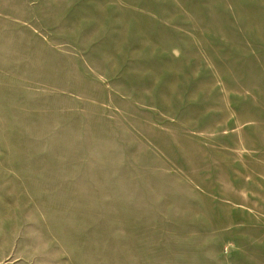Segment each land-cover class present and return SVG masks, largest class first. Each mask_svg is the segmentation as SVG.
I'll return each mask as SVG.
<instances>
[{
    "label": "rangeland",
    "instance_id": "obj_1",
    "mask_svg": "<svg viewBox=\"0 0 264 264\" xmlns=\"http://www.w3.org/2000/svg\"><path fill=\"white\" fill-rule=\"evenodd\" d=\"M0 264H264V0H0Z\"/></svg>",
    "mask_w": 264,
    "mask_h": 264
}]
</instances>
